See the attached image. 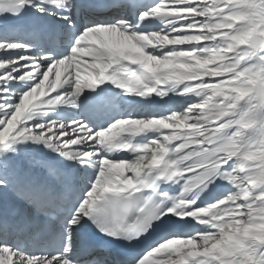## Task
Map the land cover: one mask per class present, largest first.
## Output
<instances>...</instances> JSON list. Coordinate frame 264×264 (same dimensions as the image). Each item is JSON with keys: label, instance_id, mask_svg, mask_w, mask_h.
<instances>
[{"label": "snow or ice", "instance_id": "1", "mask_svg": "<svg viewBox=\"0 0 264 264\" xmlns=\"http://www.w3.org/2000/svg\"><path fill=\"white\" fill-rule=\"evenodd\" d=\"M0 264H264V0H0Z\"/></svg>", "mask_w": 264, "mask_h": 264}]
</instances>
